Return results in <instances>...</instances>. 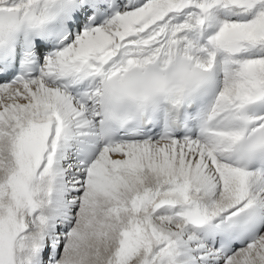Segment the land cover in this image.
Masks as SVG:
<instances>
[{"label": "snow or ice", "instance_id": "snow-or-ice-1", "mask_svg": "<svg viewBox=\"0 0 264 264\" xmlns=\"http://www.w3.org/2000/svg\"><path fill=\"white\" fill-rule=\"evenodd\" d=\"M0 264H264V0H0Z\"/></svg>", "mask_w": 264, "mask_h": 264}]
</instances>
